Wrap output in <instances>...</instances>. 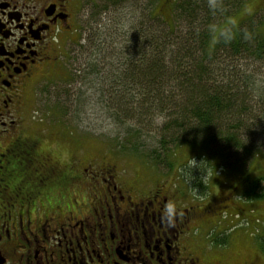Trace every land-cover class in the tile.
Masks as SVG:
<instances>
[{
    "label": "flooded vegetation",
    "instance_id": "af4514ba",
    "mask_svg": "<svg viewBox=\"0 0 264 264\" xmlns=\"http://www.w3.org/2000/svg\"><path fill=\"white\" fill-rule=\"evenodd\" d=\"M82 1L0 0V264H212L190 228L212 216L206 208L182 206L168 224L172 189L141 190L75 148L66 158L33 114L31 90Z\"/></svg>",
    "mask_w": 264,
    "mask_h": 264
},
{
    "label": "trees",
    "instance_id": "16d2710c",
    "mask_svg": "<svg viewBox=\"0 0 264 264\" xmlns=\"http://www.w3.org/2000/svg\"><path fill=\"white\" fill-rule=\"evenodd\" d=\"M243 2L226 0L228 18ZM108 5L93 16L94 31L98 32L90 38L87 50L82 44L85 58L68 70V83L74 81L83 88L75 101H81L80 94L84 101L94 95L114 120L124 126L131 120L121 150L132 156L138 153L154 166H171L167 160L174 149L189 147L194 152L189 161H201L200 169H192L193 177L187 175L184 180L180 174L179 178L188 188L190 184V189L200 191L198 195L206 194L205 175L218 174L222 165L225 171L233 168L226 150L234 151L242 164L245 156L251 157L264 146V83L254 86L248 74L250 67L264 68L262 18L252 16L238 23L255 33L254 40L238 38L225 45L211 41L204 31L210 19L224 22L222 17L208 15L204 0H174L172 26L156 14L151 0L148 18L140 19L134 17L146 12L139 7L121 10L126 12L123 16L121 11L107 16ZM129 15L135 25L125 23ZM152 116L161 126L156 129L152 120H147L151 125L144 128V118ZM144 139L158 144L146 150L141 142ZM141 150L146 152L141 154ZM244 175L243 198L264 201V176L251 179ZM250 231L264 254V234L254 226ZM230 235L210 237V243L225 247Z\"/></svg>",
    "mask_w": 264,
    "mask_h": 264
},
{
    "label": "rangeland",
    "instance_id": "374dc122",
    "mask_svg": "<svg viewBox=\"0 0 264 264\" xmlns=\"http://www.w3.org/2000/svg\"><path fill=\"white\" fill-rule=\"evenodd\" d=\"M151 1L156 14L160 15L169 25H175L174 22L172 23L174 0ZM107 3L109 4L107 16L124 9L139 7L141 12H146V14L139 13L134 18L140 19L142 16L148 18L150 0L82 1L81 15L75 24L73 33L65 34L62 39L55 42V51L52 53L53 62L49 64L39 83L31 90L33 114L37 118H43L44 122L49 124L50 129L48 128L46 132L50 134V143H55L54 147H59L60 151L65 149L66 158L74 155L71 149L75 148L77 158L90 160V162L104 159L108 164L116 166L120 174L127 176L130 182L137 183L141 190L146 191L151 188L150 185L154 184L162 185L168 190L172 189L171 192L177 197L176 202L180 207L206 208V212L212 216L201 223L194 219L190 228L193 229L192 237L198 239L194 245H206L203 257L208 262L212 264H264V254L254 242L251 236L252 231H250L254 226V229L258 227L264 234V201L245 200L242 196L244 185L241 183L244 174L251 179L264 176V146H260L261 151L251 153V157L245 156L242 164L236 160L238 155L234 151L226 150L230 156L229 163L233 166L230 168L232 170L225 171V166L222 165L219 171L221 175L219 173L205 175L203 180L209 186L208 192L198 195L200 191L190 189V184L188 188L180 179L181 177L179 178L180 174H184V180L187 179L185 164L194 153L189 147L185 145L174 149L167 160L171 166L165 163L154 166L147 159L138 156V153L133 156L127 154L121 150V147H125L124 133L129 130L128 125H133L131 120L128 121L127 126L114 120L110 111L96 102L94 95L89 101H84L80 94L81 101L75 102L80 88L78 83L65 87L68 85L65 82L66 68L73 66V62L76 61H79L76 65L78 66L85 58L81 46L82 44L87 46L86 50L90 46H88L90 38L98 32L94 31L93 16ZM243 3L236 12L233 11L231 19L239 23L252 16L260 17L263 20L260 30L264 33V0H245ZM125 13L121 11L120 16ZM124 21L130 25L133 23L131 15L126 16ZM101 24L107 26L106 21H102ZM249 71L248 74L252 76L254 86L257 87L260 82L264 83V68L255 66L250 67ZM56 107L60 108L59 112H55ZM144 120H152L156 129L161 126V121L156 116L149 119L144 118ZM146 121L143 122L144 128L151 125ZM133 137L137 139L136 135ZM141 142L146 150H152L158 144L153 139H144ZM145 152L141 150V154ZM225 165L227 167V163ZM176 185H180L181 188ZM261 188L264 189V183ZM227 233H231L227 246L217 248L211 245L210 237L214 239L216 235Z\"/></svg>",
    "mask_w": 264,
    "mask_h": 264
},
{
    "label": "clouds",
    "instance_id": "9594fccd",
    "mask_svg": "<svg viewBox=\"0 0 264 264\" xmlns=\"http://www.w3.org/2000/svg\"><path fill=\"white\" fill-rule=\"evenodd\" d=\"M208 15L212 18L222 17L224 22L217 23L215 19H210L204 26V31L208 34L211 41L225 45L230 44L236 39L251 42L255 39V33L248 28H240L236 20L228 18L226 0H204ZM201 162V161H200ZM200 162L194 158L186 165L187 175L193 177L192 169L199 168ZM200 169V168H199ZM191 179H189L190 181ZM181 208L174 200L165 202L161 208L162 219L172 225L180 215Z\"/></svg>",
    "mask_w": 264,
    "mask_h": 264
}]
</instances>
